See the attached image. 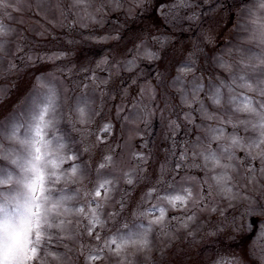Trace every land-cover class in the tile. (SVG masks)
<instances>
[{"label": "rangeland", "instance_id": "1", "mask_svg": "<svg viewBox=\"0 0 264 264\" xmlns=\"http://www.w3.org/2000/svg\"><path fill=\"white\" fill-rule=\"evenodd\" d=\"M262 5L0 0V156L17 154L24 129L13 138L12 126L51 96L48 137L75 157L47 185L51 203L41 211L52 227L29 264H264L261 119L241 110L250 97L264 112ZM0 167L13 170L8 160ZM105 178L107 195L90 207ZM12 195L0 187V198ZM91 208L99 223L90 236ZM112 238L123 246L105 247Z\"/></svg>", "mask_w": 264, "mask_h": 264}, {"label": "snow or ice", "instance_id": "2", "mask_svg": "<svg viewBox=\"0 0 264 264\" xmlns=\"http://www.w3.org/2000/svg\"><path fill=\"white\" fill-rule=\"evenodd\" d=\"M183 5L186 0H180ZM264 6V5H262ZM2 28V26H0ZM160 43V41H157ZM155 58V53H149ZM188 67V65H185ZM264 69V59L257 66ZM261 79L258 81L259 94L264 97V71L260 72ZM179 79V77L177 78ZM243 81V86L252 88L244 76L240 77ZM203 85L194 86V91H201ZM231 87V85H229ZM221 90L216 87L213 100L216 103L220 102ZM233 99H236L233 97ZM244 107L242 111L255 113L260 116L262 131L260 137L255 141V147L260 148L264 145V112H258L257 107L251 102L250 97H246L243 101ZM260 109H264V103L258 105ZM53 98L46 96L34 102L30 122L27 124H14L11 129L13 138L18 137L20 129L23 128V136L18 138L19 149L14 156H0V160H8L13 166V170L5 167H0V187H8L13 190V195L0 198V264H29L30 261H35L40 250L41 244L45 239L44 227H52L47 222L42 214V209L45 205L51 203L52 190L47 185L58 182L61 176L58 174V169L65 160H73L74 156L64 157L60 155V150L63 149L64 143L60 137H48V129L52 127L53 121L49 119V113L53 111ZM83 115V109L80 110ZM110 125H105L102 131L108 132ZM233 143H238L234 140ZM110 161V157L105 158ZM104 163L100 164V168H104ZM73 174L78 171L77 165H72ZM129 175L128 183H131ZM111 181L107 178L102 179L89 194L93 199L89 204L99 207V198L107 195ZM175 206L178 203H184L185 198L181 196H166L164 197ZM54 209L58 207V203H52ZM77 211L85 213V208L81 205ZM92 218L89 221L91 227L88 229V234H93V229L99 223L95 215V208H91ZM163 217L164 209H156ZM87 217V213H85ZM261 239H264V232L260 233ZM50 239V237H49ZM97 240L100 237L97 235ZM122 247L123 243L117 244L116 238H112L107 242V246ZM103 250V249H101ZM90 260L97 259V255H91Z\"/></svg>", "mask_w": 264, "mask_h": 264}, {"label": "flooded vegetation", "instance_id": "3", "mask_svg": "<svg viewBox=\"0 0 264 264\" xmlns=\"http://www.w3.org/2000/svg\"><path fill=\"white\" fill-rule=\"evenodd\" d=\"M209 1V0H208ZM217 2H218V0H210V3H212V5L214 4V5H216L217 4ZM229 5H230V2H229ZM205 8V7H204ZM253 218L251 219L250 218V222H251V224L253 223ZM207 226V225H206ZM206 226H204V228L206 227Z\"/></svg>", "mask_w": 264, "mask_h": 264}]
</instances>
